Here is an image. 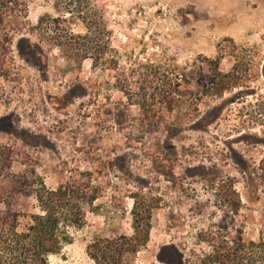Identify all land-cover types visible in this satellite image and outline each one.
I'll use <instances>...</instances> for the list:
<instances>
[{
	"label": "rangeland",
	"instance_id": "obj_1",
	"mask_svg": "<svg viewBox=\"0 0 264 264\" xmlns=\"http://www.w3.org/2000/svg\"><path fill=\"white\" fill-rule=\"evenodd\" d=\"M20 1L0 0V143L16 173L99 189L49 264L131 236L134 199L152 208L134 264L264 236V0Z\"/></svg>",
	"mask_w": 264,
	"mask_h": 264
},
{
	"label": "trees",
	"instance_id": "obj_2",
	"mask_svg": "<svg viewBox=\"0 0 264 264\" xmlns=\"http://www.w3.org/2000/svg\"><path fill=\"white\" fill-rule=\"evenodd\" d=\"M23 5L20 0H8V18L24 13ZM170 98L166 97L173 107L175 101ZM13 159V148L0 143V264H49L52 256L72 243V231L84 227L86 208L97 199L99 189L79 182L50 188L34 169L14 172ZM139 206L134 199L131 236L98 237L88 245L94 264H134L151 232L152 208ZM210 241H214L210 251L192 260L184 259L177 249L182 264H264V236L246 242L225 236ZM163 249L176 252L174 247Z\"/></svg>",
	"mask_w": 264,
	"mask_h": 264
}]
</instances>
